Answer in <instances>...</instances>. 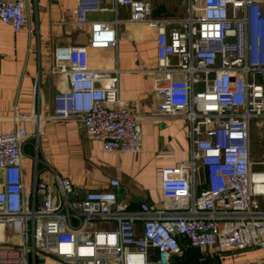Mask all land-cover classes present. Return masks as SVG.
<instances>
[{
  "label": "built area",
  "instance_id": "2783aa9c",
  "mask_svg": "<svg viewBox=\"0 0 264 264\" xmlns=\"http://www.w3.org/2000/svg\"><path fill=\"white\" fill-rule=\"evenodd\" d=\"M115 1L129 7L130 21L156 30L158 110L139 112L119 95V69L91 64L92 49L118 46L116 28L94 20L87 44L53 50L51 72L68 87L54 94L51 118H78L116 153L143 151V119L182 118L189 156L161 167L159 203L130 207L115 189L118 177L112 189L79 198L68 177L49 164L39 169L37 156L30 190L23 167L29 133L20 124L0 132V264H169L182 253V238L218 252L264 247V159L251 148L254 119L264 137V1L188 0L182 28L150 18L148 0ZM76 2L78 23L107 9L106 0ZM28 18L26 0H0V24L19 33Z\"/></svg>",
  "mask_w": 264,
  "mask_h": 264
},
{
  "label": "crops",
  "instance_id": "0c3cea01",
  "mask_svg": "<svg viewBox=\"0 0 264 264\" xmlns=\"http://www.w3.org/2000/svg\"><path fill=\"white\" fill-rule=\"evenodd\" d=\"M148 1L150 18L169 19L173 25L183 27L181 20L188 15V0ZM26 2L29 18L19 33L10 24H0V132L20 124L29 133L23 156L27 187L31 190L33 186L37 156L38 168L39 164H49L59 175L68 177L77 186L79 198L85 190L112 189L110 179L118 177L120 185L115 189L130 207L143 200L159 203L161 167L189 156V126L185 119H143V151L116 153L105 151L78 118H51L54 94L68 87L66 79L51 72L53 50L57 46L87 44L94 20L108 21L116 28L118 46L92 49L91 64L117 67L120 97L134 101L139 112H156L161 100L152 72L158 66L156 30L146 22L130 21L129 7L115 0H106V10L89 13L85 23L76 21V0ZM19 112L31 118L18 120ZM36 126L40 128L38 134L34 133ZM194 248L210 259L209 264H264V247L231 252ZM152 256L156 257V252Z\"/></svg>",
  "mask_w": 264,
  "mask_h": 264
},
{
  "label": "trees",
  "instance_id": "16d2710c",
  "mask_svg": "<svg viewBox=\"0 0 264 264\" xmlns=\"http://www.w3.org/2000/svg\"><path fill=\"white\" fill-rule=\"evenodd\" d=\"M183 251L181 254L173 256L170 264H209L210 259L204 258L203 254L196 248L192 247L188 240H181Z\"/></svg>",
  "mask_w": 264,
  "mask_h": 264
},
{
  "label": "rangeland",
  "instance_id": "374dc122",
  "mask_svg": "<svg viewBox=\"0 0 264 264\" xmlns=\"http://www.w3.org/2000/svg\"><path fill=\"white\" fill-rule=\"evenodd\" d=\"M252 156L255 159H264V137L262 128L255 125V119L252 121V140H251ZM43 165L39 164V169Z\"/></svg>",
  "mask_w": 264,
  "mask_h": 264
},
{
  "label": "water",
  "instance_id": "95a60500",
  "mask_svg": "<svg viewBox=\"0 0 264 264\" xmlns=\"http://www.w3.org/2000/svg\"><path fill=\"white\" fill-rule=\"evenodd\" d=\"M86 192V190L84 191V193ZM83 197V195L80 197V198H82Z\"/></svg>",
  "mask_w": 264,
  "mask_h": 264
}]
</instances>
